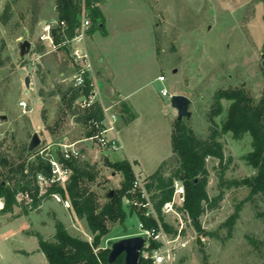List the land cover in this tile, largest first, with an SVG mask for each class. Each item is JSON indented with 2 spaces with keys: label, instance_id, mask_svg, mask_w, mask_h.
<instances>
[{
  "label": "rangeland",
  "instance_id": "obj_1",
  "mask_svg": "<svg viewBox=\"0 0 264 264\" xmlns=\"http://www.w3.org/2000/svg\"><path fill=\"white\" fill-rule=\"evenodd\" d=\"M7 2L13 3V11L3 23ZM117 3L122 9L112 13L106 49L118 64L109 90L116 87L125 96L112 100L123 147L109 150L96 138L77 143L88 148L82 159L98 173L92 186L101 201L106 200L107 192L120 188L123 180L121 173L105 165L106 157L136 159L134 169L142 180L164 160L167 175L178 166L171 141L177 110L171 97L162 95V87L170 94L191 98L192 114L183 119L202 137L211 131L209 113L219 88L243 86L256 99L264 93V0ZM52 19H58L56 0H0V151L12 153L14 159L25 155L21 147L30 143L35 132L41 143L30 159L41 155L48 145L52 150L46 149L43 155L48 151L58 155L59 143L85 136L86 129L77 120V112L84 108L77 99L72 108L63 99V93L73 86L76 63L71 52L40 38L43 21ZM25 40L31 47L22 54ZM160 74L166 76L165 81L157 78ZM22 99L28 102L26 109L20 106ZM223 103L227 109L230 101L224 99ZM223 118L222 114L215 119L221 124ZM220 139L226 160L230 159L223 176L219 160L207 159L209 195L224 192L218 205L207 208L198 225L183 213L182 205L163 210L170 232L156 213L157 227L174 238L167 264H264V196L248 199V186L229 185L230 180L255 172L245 159L253 148L252 136L246 133L236 139L225 133ZM17 199L12 209L0 211V264H48L37 234L53 240L56 219L73 235L93 240L87 221L77 218L71 207L52 195L44 196L37 207L27 191L18 192ZM140 222L136 214L130 215L125 226L116 225L104 237L101 247L111 248L120 238L137 235Z\"/></svg>",
  "mask_w": 264,
  "mask_h": 264
},
{
  "label": "trees",
  "instance_id": "obj_2",
  "mask_svg": "<svg viewBox=\"0 0 264 264\" xmlns=\"http://www.w3.org/2000/svg\"><path fill=\"white\" fill-rule=\"evenodd\" d=\"M56 9L58 20L65 21L66 26L54 27L53 36L56 44L61 45L66 51H70L67 40L75 36L84 14L91 20L89 30L105 28L104 14L91 0H56ZM12 11L13 3L7 2L1 17L3 23L8 22ZM93 90V79L87 75L85 85L82 88L70 86L63 93V99L72 108L73 102L79 96L82 94L88 96ZM224 99L230 101L227 109L223 103ZM77 113V120L86 129L84 138L94 136L102 130L105 113L101 103L96 101ZM222 114L224 118L219 124L215 118ZM209 118L212 126L207 137L197 134L186 119L177 118L171 141L172 156L177 157L178 166L167 175L164 171L167 161L164 160L154 173L143 179L144 188L148 194L151 193L150 199L157 216L169 232L170 227L163 221V207L173 197L175 180H181L186 187L185 201L180 209L191 217L195 225H198L207 208H215L223 199V191L214 197L208 193L207 159L215 157L219 160L223 176L230 160H226L225 146L220 139L225 133H232L236 139H241L246 133L251 134L253 148L245 155V159L255 169L252 175L230 180L229 185L248 186L250 189L248 199H254L257 195L264 196V93L256 99L243 86L219 88L215 92ZM21 149L25 155L21 154L17 159H14L10 152L0 151V198H5V209L10 210L17 204V194L20 191L30 193L34 207L39 206L44 196L58 192L70 200L74 215L79 219H85L93 234L92 241L73 235L61 219H56L53 240L37 234L48 264H126L124 254H121L114 263H109L111 248L101 247L104 237L116 225L125 226L126 220L132 214H136L146 228L158 226L157 217L147 216L143 206L133 204L135 200H143L141 189L134 187L137 179L135 161L128 158L119 160L105 158V165L114 172L121 173L123 180L121 187L114 191L113 196H109V191L106 200L101 201L100 194L92 186L97 180L98 173L89 161L65 160L73 170L69 181L64 185L53 183L46 192L41 193L37 175L43 173L51 176V165L42 155L30 159L34 151L29 149V143L22 145ZM57 156L63 160L60 150ZM196 178L199 179L198 183H195ZM150 243L151 247L159 245V242L153 239ZM138 264L154 263L152 259L140 257Z\"/></svg>",
  "mask_w": 264,
  "mask_h": 264
},
{
  "label": "built area",
  "instance_id": "obj_3",
  "mask_svg": "<svg viewBox=\"0 0 264 264\" xmlns=\"http://www.w3.org/2000/svg\"><path fill=\"white\" fill-rule=\"evenodd\" d=\"M56 26H62L65 27L66 23L65 21H59L58 19H52V20H44L43 21V30L40 35L41 40L43 42L56 47L57 44L55 42L54 36H53V28ZM91 26V20L85 16H83L81 23L79 24L77 28V32L74 37L67 40V43L69 45V49L72 55L73 60L75 61L77 68L75 72L72 74L71 80L73 81L74 87L82 88L85 85V79L86 76H90V54L88 52V48L86 45V38L88 34V29ZM91 77V76H90ZM92 78V77H91ZM161 81L166 80V76L164 74H160L157 77ZM94 84V90L90 95H84L82 94L77 98V102L79 105H81L83 108L90 107L93 103L98 101V92L95 89V83ZM162 95H169L170 97L172 94L169 93V90L167 87L161 88ZM20 106H22L24 109L27 108L28 102L25 99H22L20 101ZM113 106H104V113L105 117L103 120V128L102 130L91 137L85 138V140L89 139H97L99 144L103 147L108 148L109 150H117L120 149L122 144L120 143L119 137L116 135H113L116 131V122L118 120V115L116 112L113 111ZM58 147L62 153L63 160L59 159L58 156L53 151H48L46 155H43L44 151L46 149H50L51 147L48 145L46 148L41 150V155L43 157H46V159L49 161L51 165V176H46L43 173H39L37 175V181L39 184L40 192L44 193L47 191V189L53 184L57 183L60 185H64L67 183L71 177V174L73 172L72 168L68 166L65 163V160H72V159H82L85 153L77 145V142H69V143H59ZM56 150V148H55ZM135 188L141 189V196L143 200L133 201V204L138 206H143L145 208V214L147 216H153L157 217L154 208V204L152 200L149 198L148 193L143 185V180L137 177L136 181L134 182ZM55 199L61 203L66 208L71 207V202L68 198H64L60 193L55 192L52 194ZM186 197V187L184 183L181 180H175L174 182V193L171 201L167 202L163 210H174L175 205H183ZM5 208V202L2 198H0V211ZM141 231L138 234H142L146 238L145 245L141 251V257H144L145 259H152L154 264H167L169 262V259H171V248L170 243L173 241L174 238L169 236L167 231H165L164 228L161 226L159 227H152V228H146L144 226L143 222L139 223ZM156 240L159 242V245L156 247H151L150 240Z\"/></svg>",
  "mask_w": 264,
  "mask_h": 264
},
{
  "label": "crops",
  "instance_id": "obj_4",
  "mask_svg": "<svg viewBox=\"0 0 264 264\" xmlns=\"http://www.w3.org/2000/svg\"><path fill=\"white\" fill-rule=\"evenodd\" d=\"M93 3L97 4L100 9L102 10L104 17H105V28L104 29H97V30H89L86 38V45L88 48V52L90 54V76L92 77L95 83V89L98 92V102L101 105L109 106L112 105V100L114 97H119L125 99V96L122 95L121 91L114 87L111 91L109 90L108 85L111 83L113 85V80L117 71L116 62L110 58L109 53L106 49L107 41L109 40L111 31L109 28L111 22V16L114 11L121 10V4L118 6L117 2H122L123 0H91ZM47 44V43H46ZM74 64V63H73ZM74 71L77 68V65L74 64ZM74 73V72H73ZM72 73V74H73ZM119 120L116 122V131L115 135L120 136V127L118 126ZM85 138L76 140L84 141ZM83 152H86V147L81 148ZM131 161L137 162L136 159H130Z\"/></svg>",
  "mask_w": 264,
  "mask_h": 264
},
{
  "label": "water",
  "instance_id": "obj_5",
  "mask_svg": "<svg viewBox=\"0 0 264 264\" xmlns=\"http://www.w3.org/2000/svg\"><path fill=\"white\" fill-rule=\"evenodd\" d=\"M102 26V24H101ZM31 47V42L25 40L21 45V52L25 54ZM264 57V56H263ZM264 65V59H263ZM30 77H26L25 83L29 86ZM172 106L177 110L178 119L181 120L185 117H190L192 112L190 110L191 98L185 94H172L171 96ZM41 143V138L38 132L33 133L31 141L29 143V149L34 150ZM199 179H195V183H198ZM114 191L109 192V196H113ZM146 238L142 234L132 235L128 237L120 238L113 242L109 253V263H114L117 258L124 254L126 264H138L141 257V251L145 245Z\"/></svg>",
  "mask_w": 264,
  "mask_h": 264
}]
</instances>
